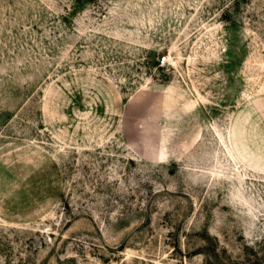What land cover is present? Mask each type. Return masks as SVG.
<instances>
[{
    "label": "rangeland",
    "instance_id": "1",
    "mask_svg": "<svg viewBox=\"0 0 264 264\" xmlns=\"http://www.w3.org/2000/svg\"><path fill=\"white\" fill-rule=\"evenodd\" d=\"M0 264H264V0H0Z\"/></svg>",
    "mask_w": 264,
    "mask_h": 264
},
{
    "label": "built area",
    "instance_id": "2",
    "mask_svg": "<svg viewBox=\"0 0 264 264\" xmlns=\"http://www.w3.org/2000/svg\"><path fill=\"white\" fill-rule=\"evenodd\" d=\"M165 60H166V58H165V57H163L162 61H165Z\"/></svg>",
    "mask_w": 264,
    "mask_h": 264
}]
</instances>
